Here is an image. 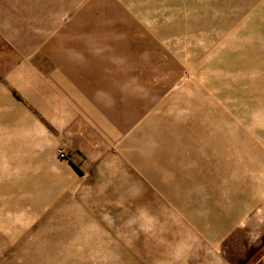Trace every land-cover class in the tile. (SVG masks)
I'll return each instance as SVG.
<instances>
[{
	"label": "rangeland",
	"instance_id": "obj_1",
	"mask_svg": "<svg viewBox=\"0 0 264 264\" xmlns=\"http://www.w3.org/2000/svg\"><path fill=\"white\" fill-rule=\"evenodd\" d=\"M0 264H264V0H0Z\"/></svg>",
	"mask_w": 264,
	"mask_h": 264
}]
</instances>
